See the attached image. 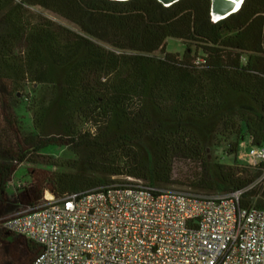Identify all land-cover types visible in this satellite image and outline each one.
Wrapping results in <instances>:
<instances>
[{
	"label": "trees",
	"instance_id": "trees-1",
	"mask_svg": "<svg viewBox=\"0 0 264 264\" xmlns=\"http://www.w3.org/2000/svg\"><path fill=\"white\" fill-rule=\"evenodd\" d=\"M26 4L76 30L0 0V264H31L39 249L6 231L4 218L39 207L46 192L61 198L113 177L158 190L242 192L241 208L264 210L262 166L239 159L242 142L264 147V0H245L215 24L211 0ZM168 39L188 44L181 58L165 51ZM55 147L75 159L46 166L71 172L45 174L10 196L17 168L44 164L42 152ZM211 149L232 163L213 161ZM176 160L197 165L186 184L173 180Z\"/></svg>",
	"mask_w": 264,
	"mask_h": 264
},
{
	"label": "built area",
	"instance_id": "built-area-1",
	"mask_svg": "<svg viewBox=\"0 0 264 264\" xmlns=\"http://www.w3.org/2000/svg\"><path fill=\"white\" fill-rule=\"evenodd\" d=\"M246 144L247 166H262L261 182L264 147L246 141L240 149ZM241 194L158 190L125 177L61 198L46 192L42 205L2 226L38 246L31 264H264V210L241 208Z\"/></svg>",
	"mask_w": 264,
	"mask_h": 264
},
{
	"label": "rangeland",
	"instance_id": "rangeland-1",
	"mask_svg": "<svg viewBox=\"0 0 264 264\" xmlns=\"http://www.w3.org/2000/svg\"><path fill=\"white\" fill-rule=\"evenodd\" d=\"M34 13L44 15L48 19L61 24L65 27H68L70 29L76 30V27L73 26L72 24L64 21L63 19L59 18L58 16L47 12L43 10H32ZM186 43L176 40V39H168L166 41V47L165 51L167 53H172L179 58H181L186 49H187ZM193 51V55L195 56L197 54V48L194 45H189ZM200 54V53H199ZM198 54V55H199ZM156 56L158 57H163V54L161 52L155 53ZM24 115H25V110H24ZM25 122L29 126L31 125V114H26L25 115ZM248 143V142H247ZM249 153V146L246 144L244 148L240 149V161L243 165L248 164L247 156ZM42 155L44 156L45 160L44 164L42 165H31V164H24L20 165L16 172L12 176V183L14 185L22 184L25 187L29 186L35 179H39L43 177L45 174L48 173H53V172H58V171H63V172H71L68 168H56V167H48L46 166L47 163H55L57 162L58 165H66L68 161L74 160L75 156L74 154L67 148H50L44 152H42ZM210 157L213 161H218L221 160L223 157V154L221 151L216 152L215 149L210 150ZM233 161V157H223L222 162L224 164H231ZM197 170V165L192 164L188 161L185 160H176L174 162V170H173V180L176 181L177 183H187V178L194 174ZM125 177H113L110 178L111 181L115 182H121ZM24 182V183H23ZM36 182V181H35ZM166 190H175V191H182V192H190L194 193L196 192L195 189H192L190 187H187L185 185H180V184H175V185H169L164 187ZM15 192H17V189L11 187L8 190V194L11 196ZM201 193V192H199Z\"/></svg>",
	"mask_w": 264,
	"mask_h": 264
},
{
	"label": "water",
	"instance_id": "water-1",
	"mask_svg": "<svg viewBox=\"0 0 264 264\" xmlns=\"http://www.w3.org/2000/svg\"><path fill=\"white\" fill-rule=\"evenodd\" d=\"M115 2H128L131 0H110ZM181 0H158L163 6L171 7L174 4L178 3ZM245 0L238 6L234 3V0H211V18L212 22L215 24L219 21H222L233 14L238 13Z\"/></svg>",
	"mask_w": 264,
	"mask_h": 264
},
{
	"label": "crops",
	"instance_id": "crops-1",
	"mask_svg": "<svg viewBox=\"0 0 264 264\" xmlns=\"http://www.w3.org/2000/svg\"><path fill=\"white\" fill-rule=\"evenodd\" d=\"M38 10H40V8H38ZM23 183H24V182H23ZM16 237H18V236H16ZM23 248H24V247L20 245V251H21V252H23V251H22ZM26 256H27L26 251H24V255H22V259H24V257L26 258Z\"/></svg>",
	"mask_w": 264,
	"mask_h": 264
},
{
	"label": "snow or ice",
	"instance_id": "snow-or-ice-1",
	"mask_svg": "<svg viewBox=\"0 0 264 264\" xmlns=\"http://www.w3.org/2000/svg\"><path fill=\"white\" fill-rule=\"evenodd\" d=\"M243 2V0H234V3L238 6L239 4H241Z\"/></svg>",
	"mask_w": 264,
	"mask_h": 264
}]
</instances>
